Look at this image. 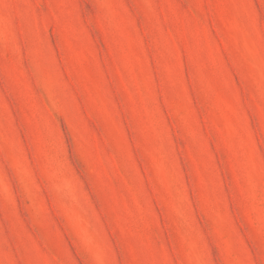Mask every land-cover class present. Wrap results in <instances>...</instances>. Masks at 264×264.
I'll return each instance as SVG.
<instances>
[{"label": "rangeland", "instance_id": "obj_1", "mask_svg": "<svg viewBox=\"0 0 264 264\" xmlns=\"http://www.w3.org/2000/svg\"><path fill=\"white\" fill-rule=\"evenodd\" d=\"M0 264H264V0H0Z\"/></svg>", "mask_w": 264, "mask_h": 264}]
</instances>
